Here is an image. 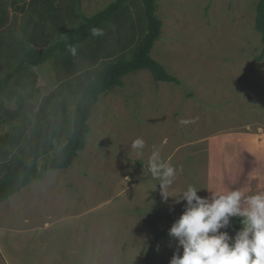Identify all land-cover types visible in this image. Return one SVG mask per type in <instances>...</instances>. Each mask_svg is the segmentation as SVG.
I'll return each instance as SVG.
<instances>
[{
	"label": "rangeland",
	"instance_id": "1",
	"mask_svg": "<svg viewBox=\"0 0 264 264\" xmlns=\"http://www.w3.org/2000/svg\"><path fill=\"white\" fill-rule=\"evenodd\" d=\"M32 1L0 0V77L30 45L48 44L45 37H55L61 19L69 29L115 0H53L37 11ZM257 3L159 0L163 31L152 55L179 81H157L143 69L101 96L74 164L49 171L0 203V264H170L182 247L168 231L186 202L162 199L147 171L154 147L178 171L169 189L174 198L189 185L202 188L201 197L233 189L264 192ZM146 29L143 0H132L87 45L129 56ZM93 69L76 51L16 77L0 94V163L23 152L33 158L37 151L45 153L44 163L60 147L50 131L68 126L74 94ZM138 137L145 141L139 158L130 148ZM241 227L233 217L221 231L234 237Z\"/></svg>",
	"mask_w": 264,
	"mask_h": 264
},
{
	"label": "trees",
	"instance_id": "2",
	"mask_svg": "<svg viewBox=\"0 0 264 264\" xmlns=\"http://www.w3.org/2000/svg\"><path fill=\"white\" fill-rule=\"evenodd\" d=\"M52 1L33 0L31 4L37 11L42 2L49 5ZM131 1L115 0L94 15L84 16L80 23L72 25L69 29L63 26L61 19L55 37L49 34L45 37L48 44L44 45V42L40 47L30 45L20 57L18 64L0 77V94H4L13 87L18 75L46 64L58 54H69V45L75 46L76 51L82 52V55L94 65L92 73H88L85 77L86 82L80 89L77 88L76 93L74 92L75 110L68 126H59L50 131V134L58 138L60 147L47 157L44 163L39 162V159L45 155L41 151H37L33 158L23 152L4 163L5 165L0 163V203L17 193L22 187L29 185L33 180L44 179L49 171L67 169L74 164L79 152L86 147L87 137L91 132L90 118L94 107L103 94L124 86L126 75L149 69L157 81H179L152 55L154 46L161 38L163 31V21L158 14L159 0H143L147 29L131 48L129 56L114 57L113 52H109L101 45L95 47L87 45L95 39L91 30L93 28L102 29L105 23L113 22L120 11L130 6ZM256 9L255 28L261 34L262 40V52L257 60H263L264 0H258ZM35 38L38 36L34 35L32 39Z\"/></svg>",
	"mask_w": 264,
	"mask_h": 264
},
{
	"label": "clouds",
	"instance_id": "3",
	"mask_svg": "<svg viewBox=\"0 0 264 264\" xmlns=\"http://www.w3.org/2000/svg\"><path fill=\"white\" fill-rule=\"evenodd\" d=\"M91 31L94 36L103 34L99 28ZM68 50L75 55V46L69 45ZM130 148L138 158L142 157L144 139L136 138ZM147 171L158 181L164 201L171 197L175 203L186 202L168 231L177 241V249L182 247V254L175 252L170 264H264V192L246 195L238 189L209 190L210 197H201L197 193L202 188L189 185L174 198L169 189L178 171L162 159L161 150L155 147L148 158ZM233 217L240 218L242 227L230 237L221 229H227Z\"/></svg>",
	"mask_w": 264,
	"mask_h": 264
}]
</instances>
